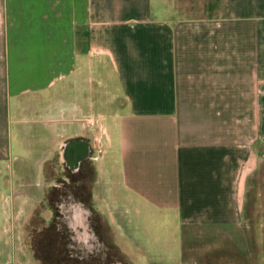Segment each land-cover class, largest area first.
I'll use <instances>...</instances> for the list:
<instances>
[{
    "label": "crops",
    "instance_id": "1",
    "mask_svg": "<svg viewBox=\"0 0 264 264\" xmlns=\"http://www.w3.org/2000/svg\"><path fill=\"white\" fill-rule=\"evenodd\" d=\"M65 187L77 247L264 264V0H0V264Z\"/></svg>",
    "mask_w": 264,
    "mask_h": 264
},
{
    "label": "rangeland",
    "instance_id": "2",
    "mask_svg": "<svg viewBox=\"0 0 264 264\" xmlns=\"http://www.w3.org/2000/svg\"><path fill=\"white\" fill-rule=\"evenodd\" d=\"M167 14V13H165ZM200 14V13H199ZM48 177L55 181L61 180V178H70V174L66 172H57L52 171L48 173ZM70 188L68 189L65 187L64 189H58L53 192H51V195L49 197V207L51 206L53 209L54 215H51V218L53 219V222L59 223V229L61 228V225L64 224L66 226V223L69 225V221L71 220L72 215H68L66 211H69L70 204L68 202L71 201V199H67V194L70 195ZM64 193V198L59 195ZM63 202V205L61 203ZM61 206V207H60ZM62 211V212H61ZM43 215H35V218L32 222L31 228L29 227V234H31V241L33 244V247L35 249L36 256L41 259L42 264H59L60 261H66L64 259L65 251L64 248L65 244L63 246L62 243V236L57 237V231L55 228L45 230L42 235H35L34 232L37 230H41V225L39 224V221ZM50 216V215H48ZM61 223V224H60ZM91 226H93L95 232L98 234L95 238L92 237V242L94 240L95 246H87L88 244H83L81 242V247H77V245L73 244L76 240H72V237L68 236V240L70 241L71 245L69 247V250L71 251V257L72 259H75L77 253H80V256H84L87 254L94 255V259L88 260L91 264H108L112 261L115 262L116 260H123V263L118 262L119 264H126L125 258L119 253V251L116 249V246L113 243V240L111 238L109 230L106 228L103 220L100 218L99 215H91ZM117 236L119 237V231L116 228ZM69 231V230H68ZM70 234V232H68ZM71 235V234H70ZM88 248L90 247V252L83 251L81 248ZM82 250V251H81Z\"/></svg>",
    "mask_w": 264,
    "mask_h": 264
},
{
    "label": "trees",
    "instance_id": "3",
    "mask_svg": "<svg viewBox=\"0 0 264 264\" xmlns=\"http://www.w3.org/2000/svg\"><path fill=\"white\" fill-rule=\"evenodd\" d=\"M61 224V223H60ZM52 227L53 228H55V230L57 231V237H59V236H62L61 238H62V243H63V246H64V244H65V247L64 248H66V249H64V251L66 252L65 253V255H64V259L66 260V261H60L59 262V264H91L90 263V261H88L89 259L90 260H92V259H94V255H92V254H87V255H84V256H80L81 254L80 253H82V252H80V250H79V252L77 253V255H76V257H75V259H72V257H71V251L69 250V247H70V245H71V243H70V241L67 239L68 238V236L69 237H71V233L69 234L68 232V230H67V228H66V226H64V224H62L61 225V228L62 229H59L60 227H59V223H54L53 222V224H52ZM82 251V250H81ZM120 253V252H119ZM122 255V254H121ZM123 256V255H122ZM124 258V257H123ZM115 262H121V263H123V260H116ZM115 262H111V263H115ZM111 263H108V264H111Z\"/></svg>",
    "mask_w": 264,
    "mask_h": 264
},
{
    "label": "built area",
    "instance_id": "4",
    "mask_svg": "<svg viewBox=\"0 0 264 264\" xmlns=\"http://www.w3.org/2000/svg\"><path fill=\"white\" fill-rule=\"evenodd\" d=\"M87 124L89 126H94L95 125V122L92 119H88Z\"/></svg>",
    "mask_w": 264,
    "mask_h": 264
}]
</instances>
